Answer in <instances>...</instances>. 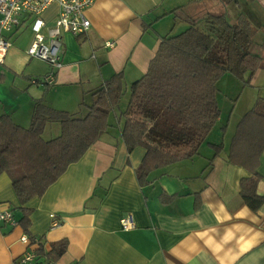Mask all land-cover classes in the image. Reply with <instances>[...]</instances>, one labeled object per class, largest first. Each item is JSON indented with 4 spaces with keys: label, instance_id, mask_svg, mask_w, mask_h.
I'll return each mask as SVG.
<instances>
[{
    "label": "crops",
    "instance_id": "1",
    "mask_svg": "<svg viewBox=\"0 0 264 264\" xmlns=\"http://www.w3.org/2000/svg\"><path fill=\"white\" fill-rule=\"evenodd\" d=\"M57 13L56 3L45 8L41 17L46 26ZM212 14H223L231 23L259 19L260 29L264 0H94L85 10L86 32L61 35V66L52 85L31 81L50 68L26 54L33 38L27 20L24 28L0 33L9 44L0 62V87L7 88V94L0 93V114L28 127L39 98L52 108L84 114L93 90L116 73L123 77L126 105L131 84L146 72L160 39L180 32L174 31L175 21L183 30L189 21ZM229 75L221 77H226L224 95L231 109L247 91L231 128V113L223 119L220 111L195 155L154 168L141 180L136 168L145 148L127 151L119 136L122 119L115 111L109 131L40 196L21 204L8 174L0 173V212L10 211L17 222L0 220V264H11L26 250L45 260L52 245L61 242L65 248L53 264H264V199L255 211L244 204L239 181L251 174L226 160L235 125L258 98L264 99V66L245 86ZM46 130L52 138L60 125L47 123ZM256 165L255 191L264 196V149ZM126 213L133 217L129 229L118 223ZM21 217L25 225L18 223ZM22 234L28 244L20 241Z\"/></svg>",
    "mask_w": 264,
    "mask_h": 264
},
{
    "label": "trees",
    "instance_id": "2",
    "mask_svg": "<svg viewBox=\"0 0 264 264\" xmlns=\"http://www.w3.org/2000/svg\"><path fill=\"white\" fill-rule=\"evenodd\" d=\"M223 14L189 21L176 34L160 39L146 72L130 86L121 110L119 136L127 151L145 148L136 168L139 180L149 171L197 153L220 110L216 100L217 81L229 73L241 86L249 84L254 71L264 66V39L253 40L247 23H231ZM260 52L254 53L252 47ZM121 73L112 75L93 90L84 114L58 110L42 98L33 103L28 127L16 124L7 113L0 114V173L6 172L18 201L23 204L40 196L67 168L113 126L109 116L123 94ZM60 125L58 135L44 139L47 123ZM226 160L242 165L250 176L239 181V193L255 211L264 196L256 194L255 171L264 149V99L258 98L235 125ZM216 148L220 145H216ZM25 217L18 223L25 225ZM65 243L53 244L45 260L53 264Z\"/></svg>",
    "mask_w": 264,
    "mask_h": 264
},
{
    "label": "built area",
    "instance_id": "3",
    "mask_svg": "<svg viewBox=\"0 0 264 264\" xmlns=\"http://www.w3.org/2000/svg\"><path fill=\"white\" fill-rule=\"evenodd\" d=\"M94 0H0V33L22 26L29 20L33 38L26 49L28 57L36 58L48 64L50 70L40 78H32V82H39L45 85H52L55 72L61 66L60 45L61 35L68 32L79 35L86 32L89 27V20L85 10L92 5ZM51 3L58 5V13L50 26H46L41 17L42 12ZM112 42H105L106 46H112ZM8 42L0 36V62L3 61ZM52 225L58 220L53 213L50 214ZM0 220L11 225L17 222L8 210L0 212ZM123 229L133 227L131 213L124 214L119 222ZM20 241L29 243L26 234L20 236ZM11 264H48L46 260H40L32 250H26L15 258Z\"/></svg>",
    "mask_w": 264,
    "mask_h": 264
},
{
    "label": "rangeland",
    "instance_id": "4",
    "mask_svg": "<svg viewBox=\"0 0 264 264\" xmlns=\"http://www.w3.org/2000/svg\"><path fill=\"white\" fill-rule=\"evenodd\" d=\"M175 22L178 24V20L175 21ZM248 22H249V24H247V26L251 25L252 28L255 29V31H253V40L255 42H260L262 39H264V27H261L259 29V27H260L259 25L262 23V21L257 19V20H248ZM177 24L175 26L174 31H176V32L177 31H182V30H178V28H177L178 25ZM21 27L24 28V26H21ZM181 29H185V28H181ZM10 30H12V29H10ZM10 30H7V31H10ZM252 51L254 53H257V52H260V49H258L257 46L253 45ZM225 78L226 77H221L219 79V81L217 82V86L216 87H217L218 91H217V94H216V100H217V104H218L219 110L221 111L220 113H221V116H222L223 119H225L227 117V114H228L227 112L231 113V117H230V120H229V125H227L228 127L231 128L230 125L233 124V121L235 120V118H237V116L240 114L239 113V111L241 109L240 108V104H241V101L243 100L242 98H244V96H245L247 91L245 89L243 90V92L241 93L237 103H235V106H233V108L231 109L232 102L227 99V96L224 95V94H226L225 93V87L226 86L224 85ZM233 82H235V81H233ZM236 84H238V83L235 82L234 86H236ZM237 86H239V84ZM6 90H7V88H5L4 86L0 87V93L1 94H7ZM124 103H125V97H121L120 103H118L119 104L118 107L115 108V112H116L117 116L120 115L121 110L124 108V106H125ZM50 123H56V122H50ZM42 137L44 139H47V138H49L51 136H49V133L46 130L45 132H43Z\"/></svg>",
    "mask_w": 264,
    "mask_h": 264
}]
</instances>
